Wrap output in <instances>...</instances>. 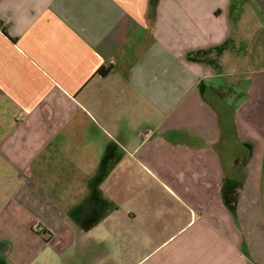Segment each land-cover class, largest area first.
I'll return each instance as SVG.
<instances>
[{
	"label": "crops",
	"instance_id": "0c3cea01",
	"mask_svg": "<svg viewBox=\"0 0 264 264\" xmlns=\"http://www.w3.org/2000/svg\"><path fill=\"white\" fill-rule=\"evenodd\" d=\"M0 264H264V0H0Z\"/></svg>",
	"mask_w": 264,
	"mask_h": 264
},
{
	"label": "built area",
	"instance_id": "2783aa9c",
	"mask_svg": "<svg viewBox=\"0 0 264 264\" xmlns=\"http://www.w3.org/2000/svg\"><path fill=\"white\" fill-rule=\"evenodd\" d=\"M34 231H36L38 233H43L44 232V227L42 225L36 224L34 226Z\"/></svg>",
	"mask_w": 264,
	"mask_h": 264
}]
</instances>
